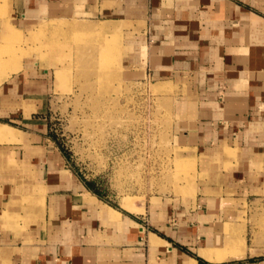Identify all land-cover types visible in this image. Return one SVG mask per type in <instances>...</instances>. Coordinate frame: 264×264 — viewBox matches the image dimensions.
<instances>
[{"label": "crops", "instance_id": "1", "mask_svg": "<svg viewBox=\"0 0 264 264\" xmlns=\"http://www.w3.org/2000/svg\"><path fill=\"white\" fill-rule=\"evenodd\" d=\"M10 9L21 23L117 27L125 76L175 87L173 131L197 162V185L143 212L107 200L34 117L49 82L24 66L0 85V112L19 117L0 142V264H264L240 218L264 199V0H10Z\"/></svg>", "mask_w": 264, "mask_h": 264}, {"label": "rangeland", "instance_id": "2", "mask_svg": "<svg viewBox=\"0 0 264 264\" xmlns=\"http://www.w3.org/2000/svg\"><path fill=\"white\" fill-rule=\"evenodd\" d=\"M10 11V0H0V72L7 79L24 66L46 71V107L34 117L47 122L77 175L135 213L165 197L193 196L197 162L173 131L175 87L125 76L117 27L75 18L21 23ZM12 62L16 69L7 68ZM0 122L11 126L19 117L0 112ZM10 138L0 134V142ZM240 209L246 241L264 246V199Z\"/></svg>", "mask_w": 264, "mask_h": 264}, {"label": "bare ground", "instance_id": "3", "mask_svg": "<svg viewBox=\"0 0 264 264\" xmlns=\"http://www.w3.org/2000/svg\"><path fill=\"white\" fill-rule=\"evenodd\" d=\"M104 28H108L106 25H103ZM14 37V36H13ZM1 60V58H0ZM10 65L7 66L8 69H11L12 67L14 69H16V66H15V62H12V63H9ZM15 66V67H14ZM10 67V68H9ZM12 68V69H13ZM11 69V70H12ZM7 73L5 74V72H0V81H3V79H5L7 77ZM158 90V88H157ZM0 134H3V136H6V137H12L16 134V129L12 126H9L8 124H5V123H0ZM126 204V203H125ZM127 207H130V208H133V205H131L130 203L127 202ZM213 250V249H212ZM218 250V249H217ZM219 251V250H218ZM217 252V251H216ZM221 253V252H220ZM238 254L237 252H227V254ZM217 255V254H216ZM226 255V254H225ZM215 256V255H214ZM218 256V255H217ZM219 257H223V256H219ZM225 258V257H224Z\"/></svg>", "mask_w": 264, "mask_h": 264}]
</instances>
